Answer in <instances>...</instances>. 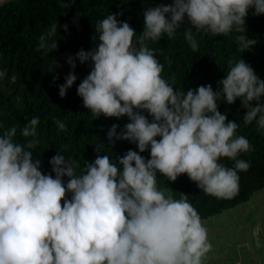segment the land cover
<instances>
[{
	"label": "clouds",
	"instance_id": "obj_1",
	"mask_svg": "<svg viewBox=\"0 0 264 264\" xmlns=\"http://www.w3.org/2000/svg\"><path fill=\"white\" fill-rule=\"evenodd\" d=\"M250 8L254 15L264 14V0H173L146 8L138 36L117 19L120 13L95 23L92 39L98 44L67 58L73 70L77 59L91 61L77 94L93 118L127 115L130 122L119 132L114 123L107 137L136 143L139 151L130 149L115 161L98 154L79 174L77 162L58 151L49 160L53 177L42 173L31 151L39 144L40 118L21 128L23 144L13 140L15 126L5 129L0 134V264H203L212 248L207 228L187 195L166 196L157 176L175 181L186 173L206 195L232 198L238 173L250 167L237 157L252 146L236 134L238 123L218 110V102L239 98L247 109L244 125L255 122L264 134V79L244 59L232 58L215 91L211 84L174 90L148 41L174 39L187 18L193 27L184 30V37L193 52L199 50L194 31L213 37L237 33L242 52L256 43L246 36ZM56 32L53 23L39 37L36 51H54ZM6 76L0 69V81ZM10 80L14 83L16 76ZM76 80L70 71L58 85L59 95L64 97ZM55 123L66 130L63 121ZM146 150L147 159L140 154ZM224 157L234 161L232 167L219 162ZM65 176L70 178L66 183Z\"/></svg>",
	"mask_w": 264,
	"mask_h": 264
},
{
	"label": "trees",
	"instance_id": "obj_2",
	"mask_svg": "<svg viewBox=\"0 0 264 264\" xmlns=\"http://www.w3.org/2000/svg\"><path fill=\"white\" fill-rule=\"evenodd\" d=\"M158 1L5 0L0 4V69L7 72L4 80L0 81V134L15 126L17 134L13 140L23 144L26 138L20 134L21 128L28 120L38 116L39 144L31 151L34 159L41 161L42 173L55 176L49 160L58 151L77 162V174L84 169L86 162H92L98 154H106L115 161L130 149L139 151L136 143L129 140H108L107 132L114 123L118 125L119 132L130 122L127 115L121 118L104 115L93 118L77 94L78 84L91 70V61L84 62L83 72L66 95H59L58 85L65 83L67 75L60 67V60L62 54L75 56L79 50L88 51L98 44V40L94 42L92 39L95 23L109 13H120L117 19L128 22L138 36L143 31V12L150 6H156ZM253 12L254 9L250 8L245 26L247 38L254 39L256 43L242 52L235 42L237 33L213 37L195 33L194 30L199 50L193 52L184 37V30L193 27L187 18L174 39L162 36L158 41H148L149 48L163 64L161 75L174 84V90L186 92L190 88L211 84L215 91L217 82L227 74V61L242 58L264 79V14L254 15ZM53 23L57 25V32L52 40L57 41V48L44 55L36 51L39 37ZM63 25H68L67 30ZM51 65L52 70H49ZM57 74L58 79L53 81V76ZM12 75L16 76L14 83L10 80ZM218 110L226 113L228 120L238 123L236 134L247 137L252 146L248 152H242L237 157L250 164L247 171L238 173V192L230 199L216 198L206 195L186 173L180 174L175 181L160 173L157 176L158 188L175 199H179L182 193L186 194L201 220L248 201L256 191L264 188V134L257 131L255 122L244 125L243 114L247 109L241 106L239 98L232 104L219 101ZM144 114L147 115L146 112ZM148 118L151 120L150 116ZM57 120L66 124V130H58ZM97 147L101 152H97ZM140 154L150 158L148 150ZM219 162L226 167H232L234 163L226 157ZM68 179L63 177L65 183ZM66 197L70 198L71 193H66Z\"/></svg>",
	"mask_w": 264,
	"mask_h": 264
},
{
	"label": "rangeland",
	"instance_id": "obj_3",
	"mask_svg": "<svg viewBox=\"0 0 264 264\" xmlns=\"http://www.w3.org/2000/svg\"><path fill=\"white\" fill-rule=\"evenodd\" d=\"M4 1L0 0V4ZM172 2L160 0L156 6ZM69 56L73 55H61V69L65 74L74 71L76 76L80 75L84 63L77 59L73 70L67 63ZM202 223L212 245L203 264H264V188L256 191L248 201L202 219Z\"/></svg>",
	"mask_w": 264,
	"mask_h": 264
}]
</instances>
